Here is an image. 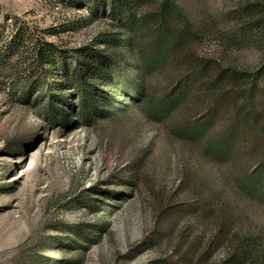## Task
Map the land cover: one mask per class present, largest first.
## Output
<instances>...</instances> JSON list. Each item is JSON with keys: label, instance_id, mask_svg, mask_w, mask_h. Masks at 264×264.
I'll use <instances>...</instances> for the list:
<instances>
[{"label": "rangeland", "instance_id": "rangeland-1", "mask_svg": "<svg viewBox=\"0 0 264 264\" xmlns=\"http://www.w3.org/2000/svg\"><path fill=\"white\" fill-rule=\"evenodd\" d=\"M161 1L141 2L138 13L149 15ZM178 1L189 19L207 26L169 67L144 75V99L162 98L202 59L224 67L229 61L240 72L261 66L256 29H239L233 21L245 0ZM89 14L79 0H0V19L16 18L36 41L53 45L57 64L48 69L49 80L57 83L54 93L74 119L65 126L53 124L43 110L19 102L27 70L36 64L33 48L21 49L19 60L0 62V264H159L169 257L178 261L190 242L201 238L212 260L219 261L231 249L222 243L225 237L264 235V208L256 203L225 206L244 215L231 233L222 217L199 220L192 206L195 198L216 191L214 182L222 173L249 172L263 154L264 134L255 127L245 136L244 100L233 90L208 95L198 78L186 105L158 122L148 117L144 102L126 101L123 94H113L111 81L99 82L96 104L109 117L88 124L74 116L77 93L65 83L66 88L59 86L67 81L60 72L65 64L72 71L104 57L118 74L140 77L124 71L126 54L115 49L116 23L102 12L96 18ZM262 91L264 84L249 116L258 127L264 126ZM204 117L211 123L210 137L240 123L234 162L208 156L204 140L190 144L171 134V126ZM181 209L184 215L169 219L172 210ZM162 217L175 225L170 236L158 225Z\"/></svg>", "mask_w": 264, "mask_h": 264}, {"label": "trees", "instance_id": "trees-1", "mask_svg": "<svg viewBox=\"0 0 264 264\" xmlns=\"http://www.w3.org/2000/svg\"><path fill=\"white\" fill-rule=\"evenodd\" d=\"M89 8V17L96 18L100 12L113 20L120 37L116 40L115 49L123 51L127 58V69L135 71L140 76L137 80H129L128 76L118 74L111 59L95 57L88 67H78L70 71L65 66L60 72L67 81L59 86H70L77 93V108L75 115L82 122L94 119L108 118L110 113L105 112L96 104V83L111 81L113 94L121 93L126 101L144 102L148 117L160 121L170 120L180 108L189 101L195 93V86L202 81V87L207 88L208 95L228 94L230 90L236 92L244 100L242 110L245 112V136L255 132L264 134V126L259 127L252 123L251 114L255 112V96L261 92L264 84V0H245L235 12V25L237 28L250 27L256 29V44L263 55V63L254 71H238L228 61L227 66L213 59H202L201 63L193 65L183 80L174 81L170 91L157 100L143 98L146 93L144 75L146 73H160L169 67L170 59L178 55L182 48L189 43L192 37H197L206 28L204 22L192 21L180 7L178 0H162L149 15H140L138 7L141 2L151 0H79ZM204 25V26H203ZM39 40L30 33L26 23L13 17L0 19V62L7 65L13 58L21 57V49L33 48V59L36 64L27 70L29 75L25 87L19 95V102L43 110L53 124L67 125L74 122L68 117L62 105H66L61 97L54 93V82L49 78L48 69L55 66L57 53L53 45ZM229 58V57H228ZM225 61V60H224ZM223 61V62H224ZM18 63V62H17ZM91 79V80H90ZM56 83V82H55ZM57 84V83H56ZM201 84V83H200ZM264 92V91H262ZM223 94V95H222ZM112 96L109 103H112ZM77 123V122H75ZM240 123L228 127L218 137H210L211 123L204 117L189 121L184 125L171 126V134L185 143H195L204 140L205 153L216 156L219 162L225 159L234 162L238 154ZM258 133V134H259ZM258 151L259 149H254ZM224 163V162H223ZM216 191L207 198H195L192 206H196L199 220L226 221L229 233L237 231L236 226L242 221L244 215L235 214L233 210L225 208L230 203H252L264 208V151L256 168L249 172L237 173L229 176L222 173L214 182ZM186 210H172L169 219L184 215ZM161 218L159 226L166 236L174 233L175 225ZM165 221V222H164ZM225 237L222 243H227L230 249L222 259L213 261L208 254L204 239H193L186 250L178 255L179 260L173 257L162 260L159 264H264V235ZM212 244V242H211ZM208 247H211L210 244ZM233 248V249H232Z\"/></svg>", "mask_w": 264, "mask_h": 264}]
</instances>
